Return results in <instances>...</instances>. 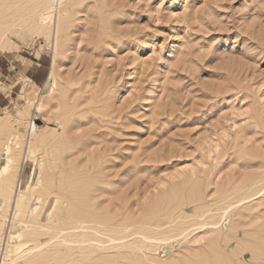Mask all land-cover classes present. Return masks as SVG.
Returning a JSON list of instances; mask_svg holds the SVG:
<instances>
[{
	"label": "rangeland",
	"instance_id": "obj_1",
	"mask_svg": "<svg viewBox=\"0 0 264 264\" xmlns=\"http://www.w3.org/2000/svg\"><path fill=\"white\" fill-rule=\"evenodd\" d=\"M15 1L0 0V219L34 119L14 221L51 243L14 264H264V0H67L55 56L51 0Z\"/></svg>",
	"mask_w": 264,
	"mask_h": 264
},
{
	"label": "bare ground",
	"instance_id": "obj_2",
	"mask_svg": "<svg viewBox=\"0 0 264 264\" xmlns=\"http://www.w3.org/2000/svg\"><path fill=\"white\" fill-rule=\"evenodd\" d=\"M47 1L48 0H16L15 2L17 4L35 2L36 5H37L38 2H44V4H45ZM66 3H67V0H51V2L49 3V7H48L50 12H51L50 16L53 14L54 11H56V13H57V22H56V26H55V30H54V41H53L54 56H55V53H56L57 48H58V40L60 38V33L64 29V26H65L66 20H67L66 16H67V13H68V11H67V5L68 4L66 5ZM70 3H72V2H70ZM39 6H43V4H39L38 7ZM71 7H72V5H71ZM16 10L19 11L20 9H16ZM21 12H22V10H21ZM38 107H40V101H38V102L34 101L33 102V108H38ZM28 127H29V134L24 140V145H23V149H22V158H21V161H20L21 163H20V166H19L18 174L13 177L12 183H11V187L7 191L8 192V194H7L8 195V203H7L6 208L9 211L8 217H5L4 219H0V224H2L3 221H4L5 222L4 227H6V229L4 231L5 233H2L4 235L1 237V243H0V264H14L16 262V260H18V258L22 257L23 255H26V257H27V255L31 254L34 251L43 250V248L47 247V245L51 243V241H45V242H39L38 241L37 243H33L34 241L30 237L32 235H34V233H29L28 232V234H30L29 235L30 237H28V238L23 237V234H22V231H25L27 229L28 225L27 224H22L21 222L17 225L16 224L17 222L14 221L15 217L18 214H20V212L22 211L24 205L26 204V203H24L25 202V195H26L25 192L28 193V191L33 189V187L35 186V179H36V176L38 174L37 168L34 167L33 172H32L33 179L30 180V183L27 185L26 190L22 189L21 180H22V176H23L24 166H25L26 161L28 159H30L34 155V145H33L34 137L37 135L36 133L38 132V126L36 125L35 122L29 121ZM16 139H17V136H15V138H14V145H17L19 143V140L16 141ZM47 192L49 194L51 193L49 191H47ZM49 194H48V196H49ZM56 196H57V194H56ZM60 199H62V197H60V196L58 197L57 196L53 200L54 203L49 204V207H51V209L49 210V213L53 212V210L55 209V206H57V203L59 202ZM69 204H70V202H69ZM35 209H36L35 207L33 209H31L30 213H34ZM57 210H58V208H57ZM78 227L80 229L84 228V227H81V226H78ZM12 228H17L18 231H12ZM0 231H2V230H0ZM38 234H40V233H38ZM144 237L146 239H149L147 236H144ZM218 238H217V240H218ZM221 240H220V242H221ZM58 242H60L59 244L66 245V246H72V245H76V244L82 245L83 243H85L82 238L81 239H77V240H72V239H69V238H65L64 236H62ZM220 248H221V246H220ZM40 252H42V251H40ZM40 252L38 251V253H40ZM214 262L215 261H213V263Z\"/></svg>",
	"mask_w": 264,
	"mask_h": 264
},
{
	"label": "built area",
	"instance_id": "obj_3",
	"mask_svg": "<svg viewBox=\"0 0 264 264\" xmlns=\"http://www.w3.org/2000/svg\"><path fill=\"white\" fill-rule=\"evenodd\" d=\"M32 122H35V120L33 119Z\"/></svg>",
	"mask_w": 264,
	"mask_h": 264
}]
</instances>
